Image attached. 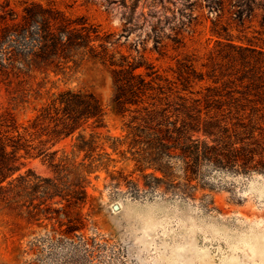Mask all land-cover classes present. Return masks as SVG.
<instances>
[{
	"label": "trees",
	"instance_id": "trees-1",
	"mask_svg": "<svg viewBox=\"0 0 264 264\" xmlns=\"http://www.w3.org/2000/svg\"><path fill=\"white\" fill-rule=\"evenodd\" d=\"M243 1L261 11L260 37L236 41L229 26L215 25L216 48L206 58L178 59L172 77L143 57L109 51L84 17L38 0H18L21 19L10 2L2 7L0 87L12 91L15 104H30L47 85L57 89L89 67L101 68L112 82L122 135L86 131L103 127L105 117L88 91L52 93L27 124L6 111L0 115V216L54 220L66 235L80 231L87 187L102 172L134 199L162 196L163 189L180 201L227 178H264V0ZM75 135L72 152L56 161L53 148ZM24 156L49 160L53 177L21 173Z\"/></svg>",
	"mask_w": 264,
	"mask_h": 264
},
{
	"label": "rangeland",
	"instance_id": "rangeland-1",
	"mask_svg": "<svg viewBox=\"0 0 264 264\" xmlns=\"http://www.w3.org/2000/svg\"><path fill=\"white\" fill-rule=\"evenodd\" d=\"M38 1L69 17H84L98 28L109 51L130 60L143 57L167 77H172L170 69L176 68L178 59L193 54L206 58L216 48L215 25L229 26L236 41L258 38L255 32L262 31L261 11H250L243 0ZM8 2L21 19L18 0H0V12ZM57 86L47 85L43 97L30 104H15L3 83L0 115L7 111L27 124L52 93L82 90L93 93L105 112L103 127L90 125L86 131L122 135L106 71L89 67ZM75 140L76 135L53 148L58 151L56 161L72 152ZM21 163V173L30 170L53 177L51 162L43 156H24ZM97 175L87 187L81 210L85 227L80 231L66 235V227L54 220L27 223L0 216V264H264L263 177L227 178L219 187L199 190L180 201L170 200V192L163 189L162 196L134 199L124 194L125 184L116 185L104 172ZM139 186L144 189L142 182Z\"/></svg>",
	"mask_w": 264,
	"mask_h": 264
},
{
	"label": "water",
	"instance_id": "water-1",
	"mask_svg": "<svg viewBox=\"0 0 264 264\" xmlns=\"http://www.w3.org/2000/svg\"><path fill=\"white\" fill-rule=\"evenodd\" d=\"M114 209H115L116 211H118V210H119V206H118V205H115V206H114Z\"/></svg>",
	"mask_w": 264,
	"mask_h": 264
}]
</instances>
